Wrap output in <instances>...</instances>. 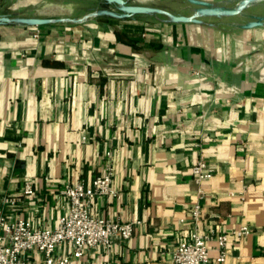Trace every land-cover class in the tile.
Wrapping results in <instances>:
<instances>
[{
    "label": "crops",
    "instance_id": "crops-1",
    "mask_svg": "<svg viewBox=\"0 0 264 264\" xmlns=\"http://www.w3.org/2000/svg\"><path fill=\"white\" fill-rule=\"evenodd\" d=\"M186 1L166 10L194 16L243 0ZM252 4L199 22L155 13L0 24V205L20 196L8 213L52 228L69 209L61 189L91 184L110 161L118 195L96 197L94 213L140 223L78 264H171L194 230L229 235L226 261L213 239L206 264H264V19L251 24ZM199 159L211 179L196 180ZM243 225L250 233L237 237ZM30 264L45 256L32 251Z\"/></svg>",
    "mask_w": 264,
    "mask_h": 264
},
{
    "label": "built area",
    "instance_id": "built-area-1",
    "mask_svg": "<svg viewBox=\"0 0 264 264\" xmlns=\"http://www.w3.org/2000/svg\"><path fill=\"white\" fill-rule=\"evenodd\" d=\"M111 152L107 155L111 157ZM197 181L211 179L215 169L206 160L199 159L193 165ZM114 167L109 161L107 171L96 176L91 184L82 181L68 183L61 189L67 199L69 209L61 215L52 227H39L22 215L8 213L7 209L15 207L20 196L6 194L0 205V264H30V253L38 251L45 256L46 264H78L87 248L103 247L109 251L117 240L133 237L139 220L121 222L96 215L93 205L98 196L118 195L113 185ZM23 195H35L33 182L28 181ZM198 221L202 217L200 205L192 211ZM235 235L242 237L250 233V227L243 225ZM216 240L219 250L218 262L227 259V233H206L194 230L189 239L180 241L171 257V264H206L210 259L208 241ZM62 246L68 252L60 251Z\"/></svg>",
    "mask_w": 264,
    "mask_h": 264
},
{
    "label": "rangeland",
    "instance_id": "rangeland-1",
    "mask_svg": "<svg viewBox=\"0 0 264 264\" xmlns=\"http://www.w3.org/2000/svg\"><path fill=\"white\" fill-rule=\"evenodd\" d=\"M34 4L28 5L25 0H11L5 6L0 7V14H10L12 16H52L56 18H80L103 8L118 10V5L108 3L105 0H29ZM130 3L158 6L170 11H182L187 4L186 0H128ZM260 2V4H252L247 8L253 13L256 21L257 17H264V2L262 0L252 1L251 3ZM264 1V0H263ZM22 2V4H20ZM237 7L240 2L233 3ZM232 5V6H233ZM221 8V7H220ZM225 8V7H223ZM244 9V8H243ZM246 10V11H247ZM251 19L248 17L246 20Z\"/></svg>",
    "mask_w": 264,
    "mask_h": 264
},
{
    "label": "water",
    "instance_id": "water-1",
    "mask_svg": "<svg viewBox=\"0 0 264 264\" xmlns=\"http://www.w3.org/2000/svg\"><path fill=\"white\" fill-rule=\"evenodd\" d=\"M108 3H115L118 5V10L115 11L109 8H103L87 14L85 18L95 15H109L116 18H126L131 17L136 14H155L161 13L166 14L176 22H199L201 21L200 15H224V14H238L241 10L252 1L256 0H243L240 5L233 9L219 8V7H204L198 10L194 16H185V15H174L168 12L166 9L144 4H135L130 3L128 0H105ZM264 17H257V20L251 22L252 25L262 23ZM65 18H51V17H40V16H12L10 14H0V24L6 23H20L25 25H43L50 23L52 21H63Z\"/></svg>",
    "mask_w": 264,
    "mask_h": 264
}]
</instances>
